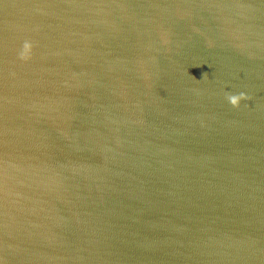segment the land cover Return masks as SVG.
Returning <instances> with one entry per match:
<instances>
[{
    "label": "water",
    "instance_id": "obj_1",
    "mask_svg": "<svg viewBox=\"0 0 264 264\" xmlns=\"http://www.w3.org/2000/svg\"><path fill=\"white\" fill-rule=\"evenodd\" d=\"M0 264H264V0H0Z\"/></svg>",
    "mask_w": 264,
    "mask_h": 264
},
{
    "label": "clouds",
    "instance_id": "obj_2",
    "mask_svg": "<svg viewBox=\"0 0 264 264\" xmlns=\"http://www.w3.org/2000/svg\"><path fill=\"white\" fill-rule=\"evenodd\" d=\"M33 49H34V42L31 40H25L22 46V50L19 51V59L25 62L32 59ZM207 75L208 73L204 72L202 74V78H207ZM226 99L233 107L240 108L242 101L251 100L252 97L249 96V94L246 92H240L238 94L228 93Z\"/></svg>",
    "mask_w": 264,
    "mask_h": 264
}]
</instances>
